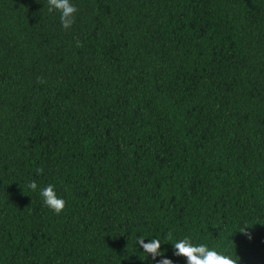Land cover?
<instances>
[{"label":"trees","instance_id":"16d2710c","mask_svg":"<svg viewBox=\"0 0 264 264\" xmlns=\"http://www.w3.org/2000/svg\"><path fill=\"white\" fill-rule=\"evenodd\" d=\"M72 2L0 0V264H264V0Z\"/></svg>","mask_w":264,"mask_h":264},{"label":"clouds","instance_id":"9594fccd","mask_svg":"<svg viewBox=\"0 0 264 264\" xmlns=\"http://www.w3.org/2000/svg\"><path fill=\"white\" fill-rule=\"evenodd\" d=\"M47 4L50 12L55 10L59 13L61 27L65 30L71 28L78 11L72 0H47ZM27 187L31 191L38 192L43 204L54 214H60L65 208V200L57 195L54 185L48 184L38 188L36 181L32 180ZM248 229L241 227L237 232L250 239ZM145 240L148 242L145 243ZM136 244L139 249H143L147 259L156 261V264H173V261L166 258L161 251L160 239L137 238ZM170 244L173 246V255L186 258V264H237V261L230 254H225L207 243H194L189 237L178 239Z\"/></svg>","mask_w":264,"mask_h":264}]
</instances>
